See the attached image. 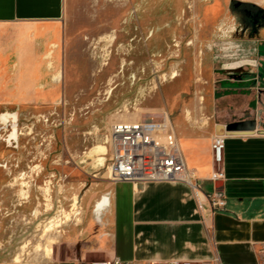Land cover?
<instances>
[{
  "label": "rangeland",
  "instance_id": "374dc122",
  "mask_svg": "<svg viewBox=\"0 0 264 264\" xmlns=\"http://www.w3.org/2000/svg\"><path fill=\"white\" fill-rule=\"evenodd\" d=\"M258 7L264 0H68L61 95L0 120V264H55L66 231L111 181L112 124L159 122L167 110L177 141L183 129L215 135L217 105L240 101L226 96L240 73L264 72V17L257 29L250 21ZM252 93L249 108H264Z\"/></svg>",
  "mask_w": 264,
  "mask_h": 264
},
{
  "label": "crops",
  "instance_id": "0c3cea01",
  "mask_svg": "<svg viewBox=\"0 0 264 264\" xmlns=\"http://www.w3.org/2000/svg\"><path fill=\"white\" fill-rule=\"evenodd\" d=\"M67 6L68 0H0V120L61 95ZM255 40L259 47L264 43ZM240 74L230 87L236 93L226 94L240 101L235 107L217 105L215 134L219 126L249 119L256 120V132L224 134L218 167L214 135L183 129L178 143L198 189L183 181L104 182L82 219L66 231L55 264L114 258L128 264H264V108L246 104L251 92L264 104V72ZM216 170L224 176L212 180ZM215 194L224 199L223 207L212 206Z\"/></svg>",
  "mask_w": 264,
  "mask_h": 264
},
{
  "label": "built area",
  "instance_id": "2783aa9c",
  "mask_svg": "<svg viewBox=\"0 0 264 264\" xmlns=\"http://www.w3.org/2000/svg\"><path fill=\"white\" fill-rule=\"evenodd\" d=\"M162 121L116 122L111 125L109 141L111 158L107 175L111 181H183L198 189L197 177L185 161L178 141L168 139L173 130L167 110ZM174 132V130H173ZM225 147L224 134L216 133L212 140L214 163L219 167L223 162ZM224 176L221 170L212 174V180ZM213 207H223L224 199L211 195ZM92 264H128L119 258L101 260ZM156 264V263H150ZM167 264H192L191 261L173 260Z\"/></svg>",
  "mask_w": 264,
  "mask_h": 264
},
{
  "label": "water",
  "instance_id": "95a60500",
  "mask_svg": "<svg viewBox=\"0 0 264 264\" xmlns=\"http://www.w3.org/2000/svg\"><path fill=\"white\" fill-rule=\"evenodd\" d=\"M257 125L255 119L235 121L226 126L217 128L218 134H251L256 132ZM264 132V131H261Z\"/></svg>",
  "mask_w": 264,
  "mask_h": 264
},
{
  "label": "flooded vegetation",
  "instance_id": "af4514ba",
  "mask_svg": "<svg viewBox=\"0 0 264 264\" xmlns=\"http://www.w3.org/2000/svg\"><path fill=\"white\" fill-rule=\"evenodd\" d=\"M257 10L254 11V13L251 16V26L254 29H257L258 25H260L261 18L264 17V11L260 9L259 7L256 8Z\"/></svg>",
  "mask_w": 264,
  "mask_h": 264
},
{
  "label": "bare ground",
  "instance_id": "6f19581e",
  "mask_svg": "<svg viewBox=\"0 0 264 264\" xmlns=\"http://www.w3.org/2000/svg\"><path fill=\"white\" fill-rule=\"evenodd\" d=\"M177 75H178V72H177V71H174V73H173V77H176ZM168 139H171V140L174 139L175 141H177V140H176L175 133L173 132V130L170 131V133H169V135H168ZM100 151L103 152V153H106V152H107V148H106L105 146L101 145V146H100ZM100 159H101V161H104L105 157L101 156ZM100 205H101V204L99 203V206H100Z\"/></svg>",
  "mask_w": 264,
  "mask_h": 264
}]
</instances>
